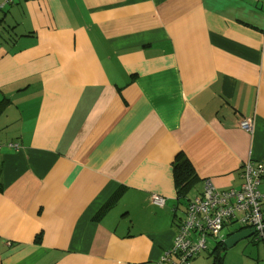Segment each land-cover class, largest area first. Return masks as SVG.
Listing matches in <instances>:
<instances>
[{
    "label": "crops",
    "instance_id": "obj_1",
    "mask_svg": "<svg viewBox=\"0 0 264 264\" xmlns=\"http://www.w3.org/2000/svg\"><path fill=\"white\" fill-rule=\"evenodd\" d=\"M0 6V264H160L204 180L238 189L263 158L264 0ZM222 254L264 264V239Z\"/></svg>",
    "mask_w": 264,
    "mask_h": 264
},
{
    "label": "built area",
    "instance_id": "obj_2",
    "mask_svg": "<svg viewBox=\"0 0 264 264\" xmlns=\"http://www.w3.org/2000/svg\"><path fill=\"white\" fill-rule=\"evenodd\" d=\"M239 128L252 133V121L240 120ZM3 147L18 149L13 143H0V149ZM241 178L243 182L238 189L223 191L216 190L209 180H204L201 194L187 200L171 248L163 253L160 264H175L174 257L181 264H190L191 259L206 251L211 244L223 242L221 232L231 222L238 223L244 230H253L256 240L264 239V192L259 190L264 178V156L257 164L246 162L242 166ZM151 202L163 206L165 199L153 195Z\"/></svg>",
    "mask_w": 264,
    "mask_h": 264
},
{
    "label": "trees",
    "instance_id": "obj_3",
    "mask_svg": "<svg viewBox=\"0 0 264 264\" xmlns=\"http://www.w3.org/2000/svg\"><path fill=\"white\" fill-rule=\"evenodd\" d=\"M173 170L176 180L177 195L179 198H184L196 181L195 173L189 162L185 160L175 163ZM216 250L219 252L214 255L210 264H220L223 255L222 252L225 250L224 245L218 242L214 251Z\"/></svg>",
    "mask_w": 264,
    "mask_h": 264
},
{
    "label": "water",
    "instance_id": "obj_4",
    "mask_svg": "<svg viewBox=\"0 0 264 264\" xmlns=\"http://www.w3.org/2000/svg\"><path fill=\"white\" fill-rule=\"evenodd\" d=\"M254 234L253 230H243L236 232L235 234H232L229 236L224 242L223 245L226 249L232 248L235 244L238 242L248 239Z\"/></svg>",
    "mask_w": 264,
    "mask_h": 264
},
{
    "label": "rangeland",
    "instance_id": "obj_5",
    "mask_svg": "<svg viewBox=\"0 0 264 264\" xmlns=\"http://www.w3.org/2000/svg\"><path fill=\"white\" fill-rule=\"evenodd\" d=\"M192 193H193V189H191L189 192H188V195L190 196V195H192ZM226 229H227V227H225L224 228V231H226ZM229 229H227V231H228ZM244 243V241L243 242H241L240 244H238V246H241L242 244ZM213 245V244H212ZM237 246V245H236ZM235 246V247H236ZM212 248V247H211ZM201 254H199L198 256H196V257H198V258H196V259H193V260H191V263L192 264H210V262H211V259H210V254H209V252L207 253V254H205V255H201Z\"/></svg>",
    "mask_w": 264,
    "mask_h": 264
}]
</instances>
